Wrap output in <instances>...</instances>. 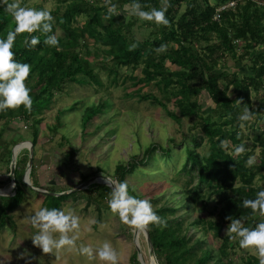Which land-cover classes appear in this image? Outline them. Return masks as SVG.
Returning <instances> with one entry per match:
<instances>
[{"label": "trees", "instance_id": "16d2710c", "mask_svg": "<svg viewBox=\"0 0 264 264\" xmlns=\"http://www.w3.org/2000/svg\"><path fill=\"white\" fill-rule=\"evenodd\" d=\"M56 1L58 6L51 12L55 17L53 32H57V29L61 32L58 35L59 45L50 46L44 42L49 34L24 32L17 35L13 47L15 59L31 65L26 85L31 89L32 108L27 110L21 105L15 109L0 111V122L5 120L7 123L17 118L27 124L32 130L29 141L34 148L40 123L37 117L50 108L54 96L62 94L66 86H101V71L115 76L118 68L135 69L142 66V76L136 82L144 85L154 82L161 91L162 98L168 100V95L175 98L180 117L198 118L197 125L201 134L189 135L193 146L186 147V160L181 168V172L190 175L195 173L197 184L186 190L183 198L191 203L192 208L199 205V211L202 212L210 198L215 197L217 220L196 218L189 226L199 225L204 231L211 232L214 239L220 240L217 249L206 245L205 241L189 235V226L184 225L186 219L177 216L176 206H153L164 221L150 224L146 228L157 264H231L228 259L229 249L238 246L239 240L232 242L229 235H223V229L231 223L227 217L242 216L245 218V225L250 227H255L260 220H264V216L258 211L253 213L251 208L243 206L244 199H255L256 193L263 189L255 186V181L257 177L264 181V123L261 132L256 129L252 149L247 151L244 143L246 152L239 156L234 153V146L243 143L239 134V124L242 122L239 117L243 105L246 104L253 115H258L260 119V108L252 110L250 106L251 93L263 91L264 96V0H214L213 5L208 0H170L166 13L170 23L158 25L154 21L142 20L144 25L155 29L148 39L142 40H136L133 35V28L140 19L131 14L126 16L124 11L119 15L109 16L105 0H68V3L66 0ZM229 1L237 2L234 10L223 12L220 22L213 21L215 10ZM7 2L11 0H5ZM113 2L123 9V5L131 0ZM161 2L162 0H141L146 10L160 7ZM5 7L6 5L0 4V36L4 38L16 27L15 20L11 13L5 11ZM37 34L40 35V43L27 47L26 39ZM161 44H171V47L165 52H157ZM99 55L106 56L110 62L97 60ZM222 56H229L235 63L244 64L242 66H245L247 73H217L216 67ZM245 61L247 63H243ZM166 63L175 66L177 70L167 69ZM230 89L235 95L234 99L229 97ZM202 91H205L214 105L206 115L200 113L202 105L192 100L193 96H199ZM147 98L166 109L165 103L153 95H145L140 99ZM238 100L242 101V105L237 103ZM105 105L106 103L103 107ZM102 110L100 106L92 105L84 109L83 115L88 117L87 123L101 114ZM60 113L64 115V111H58V120ZM167 115L177 123L180 122V118L173 112L167 111ZM2 135L3 130H0V141ZM225 139L230 141L228 150L220 146L221 140ZM204 141L208 152L200 156L196 150ZM7 148V144L0 145V156L3 159L8 156L6 164H9L11 150ZM155 148L163 150L152 144L139 161L132 159L125 165L116 166V182H124L127 175L150 165ZM255 149L259 150L257 161L248 166L246 161ZM162 152L166 153L164 150ZM22 176L23 171L20 173V182ZM87 179L88 177H83L82 181ZM16 181L14 174L15 194L0 197V228L10 218L8 214L15 211L22 202L23 193ZM129 190L139 198L144 196L136 194L130 187ZM109 191L111 193L110 189ZM81 192L89 194L86 206L92 202L99 205L107 197L98 187H88ZM89 192H96L95 197ZM66 195L77 197L80 194L72 192ZM64 196L47 195L46 198L53 202L52 205L48 203L47 207L60 208L58 202ZM149 200L152 205L159 202L158 198ZM137 258L138 253L135 252L132 256L133 263L137 262ZM242 264H259V258L247 256Z\"/></svg>", "mask_w": 264, "mask_h": 264}, {"label": "rangeland", "instance_id": "374dc122", "mask_svg": "<svg viewBox=\"0 0 264 264\" xmlns=\"http://www.w3.org/2000/svg\"><path fill=\"white\" fill-rule=\"evenodd\" d=\"M208 2L210 5L215 3L214 0ZM21 3L28 7L40 6L49 11L58 6L56 0H21ZM123 11L126 16H130L129 10ZM141 21L138 20L136 27L133 28L136 40L148 39L149 34L155 30ZM60 34L59 30L58 35ZM170 47L171 44L167 45V49ZM97 60L110 62V59L104 55H99ZM242 65L244 64L235 63L229 56H222L218 61L216 72L247 73L245 66ZM166 67L177 70L169 63H166ZM141 69L142 66L135 69L121 67L117 69L115 76L101 71L99 72L101 86L93 84L66 86L62 94L54 96L50 108L37 117L40 123L34 148H31L30 144L27 145L32 136V130L27 124L17 118L7 123L5 120L0 122V130H3L0 145L7 144V149H10L11 153L17 144L27 146V148L20 147L22 149L19 150L20 153L18 151L19 154L14 152L15 158L17 156L14 169L11 168V158L9 164H6L8 156L4 159L0 156L1 194L6 195L5 197L15 194L14 174L17 177L16 183L23 193L21 204L8 214L10 218L0 228V264H108L99 258L89 259L87 255L75 249L68 250L66 247L51 253H43L41 248L33 244L32 237L39 229L31 224L30 217L40 208L47 207L48 203L53 204L46 198L47 195L61 196L62 193L84 183L83 177L91 179L103 175L115 180L116 166L125 165L132 159L139 161L144 151L152 144L160 146L167 154L155 148L151 164L138 168L132 175H127L124 182H127L136 194L144 195L142 199L158 198L159 202L154 203L153 206H176L177 216L186 219L185 226H189L196 218L217 220V210H214L217 204L214 196L210 198L202 212L199 211V205L192 208L191 203L183 198L185 191L197 184L196 174L181 172V168L186 160V147L193 146L189 135L201 134L197 125L198 118L180 117L175 98L170 95L168 100L162 98L163 95L154 82L146 85L136 82L142 76ZM228 94L231 99L235 98L232 89ZM145 95L157 97L165 103L166 109L152 103L151 99L141 100L140 98ZM192 100L202 105L200 112L202 115L208 114L214 107L205 91L197 97L193 96ZM104 103H106L105 107H103ZM91 105L100 106L103 110L87 123L88 117L83 115V111ZM250 108L252 110L260 108V119L254 114L250 120L239 124V134L243 143L247 145V151L252 149V138L256 129L259 130L258 132L263 129V91L251 93ZM58 111H64V115L60 113L59 120L56 118ZM167 111L176 114L180 122L177 123L169 118ZM29 150H32V166L30 171H27ZM196 152L200 156L208 152L206 141ZM258 153L259 150L255 149L252 154L256 157V161ZM22 171V182H20ZM27 173L28 178H26ZM102 179L104 182H111L107 178ZM255 186L264 189V181L257 177ZM89 187H98L107 197L103 198L99 205L92 202L86 206V197L89 194L81 190L75 192L79 193V196L65 195L58 202L60 208L74 210L80 218L77 245L85 244L96 248L109 241L118 253V264H152L142 230H136L135 226L122 222L118 214L110 210L109 189L111 191L112 189L104 184H94ZM6 189L10 191L5 193ZM90 194L95 197L96 192ZM227 228L223 229V235H229ZM189 235L205 241L206 245L214 249H217L220 243L219 239L212 237L211 232L204 231L199 225L189 226ZM233 241L235 240L232 239ZM135 252L138 253V258L137 262L133 263L132 256ZM247 256L258 257V253L255 248L244 249L239 245L229 249L228 259L231 264H242ZM155 263L157 264V260Z\"/></svg>", "mask_w": 264, "mask_h": 264}, {"label": "clouds", "instance_id": "9594fccd", "mask_svg": "<svg viewBox=\"0 0 264 264\" xmlns=\"http://www.w3.org/2000/svg\"><path fill=\"white\" fill-rule=\"evenodd\" d=\"M107 14L109 16L119 15L123 10H129L130 14L144 21H154L158 25H168L167 10L170 7V0H162L160 7H152L146 10L141 0H131L123 5L121 9L113 0H105ZM0 4L6 5L5 11L11 13L16 22L13 31L7 33V37L0 36V111L15 109L23 105L25 109L31 110L33 97L31 89L26 85V80L31 72V65L15 59L13 47L20 33H44L45 43L50 46H58L60 43L58 32H53L55 17L52 12L45 8H35L23 5L21 0H11ZM40 43V35H31L25 41L27 47L31 48ZM167 44H161L157 52H165ZM239 101V100H238ZM242 105V101H239ZM253 112L249 107L243 105V111L239 117L241 121H248L252 118ZM230 141L221 140L220 146L228 150ZM246 152L244 143L234 146V153L241 155ZM256 163L254 155L249 156L246 164L252 166ZM114 185L108 205L112 213L118 214L122 222L135 226L139 229H146L150 224L163 223V218L154 210L151 201L147 198H139L133 195L127 182H112ZM245 208H251L252 212H259L264 216V189L256 193L255 199L246 198L243 200ZM231 221L227 228L229 238L239 240V246L244 249L255 248L259 257V264H264V220L255 227L245 225V218L227 217ZM33 226L39 229L32 237L33 244L41 248L43 253H51L54 250L67 248L77 250L87 255L89 259L99 258L108 264H118L119 256L111 242L105 241L102 245L93 248L91 245H77L80 218L74 210L57 207H42L30 217ZM59 234V235H57Z\"/></svg>", "mask_w": 264, "mask_h": 264}, {"label": "water", "instance_id": "95a60500", "mask_svg": "<svg viewBox=\"0 0 264 264\" xmlns=\"http://www.w3.org/2000/svg\"><path fill=\"white\" fill-rule=\"evenodd\" d=\"M26 143H27V142H26ZM28 144H30V147L32 148V144H31L30 142H28ZM17 145H18V144H17ZM29 153H30V154H29V159H28L27 171H30L31 166H32V150H29ZM11 161H12L11 168L14 169V163H15V161H14V152H13V151H12V153H11ZM13 161H14V162H13ZM12 172H13V171H12ZM102 178H107V179H109V180L112 181V182H116L115 180H113V179H111V178H109V177H107V176L99 175V176L92 177L91 179H88V180L85 181L84 183L80 184L79 186H77V187H75V188H73V189H71V190H69V191H67V192H65V193H62V195H66V194H70V193H72V192H78V191H81V190L87 189L89 186L94 185V184H104V183H101V182L99 181V179H102ZM12 181H13V179H12ZM104 185L108 186L107 184H104ZM108 187H109V186H108ZM109 188H110V187H109ZM111 189H113V188H111ZM37 191L40 192V193H46V194H48V193L45 192V191H41V190H37ZM55 196H58V195L55 194ZM0 197H5V196L0 195ZM141 230H142V232H143L144 235H145L146 243H147V245H148L149 255H150L151 259H152V264H156V263H155L156 260H155L154 252H153V249H152V246H151L150 240H149V236H148L147 230H146V229H141Z\"/></svg>", "mask_w": 264, "mask_h": 264}, {"label": "built area", "instance_id": "2783aa9c", "mask_svg": "<svg viewBox=\"0 0 264 264\" xmlns=\"http://www.w3.org/2000/svg\"><path fill=\"white\" fill-rule=\"evenodd\" d=\"M236 3V1H229L228 3L218 7L213 15V21L220 22L222 13L225 11L234 10Z\"/></svg>", "mask_w": 264, "mask_h": 264}, {"label": "bare ground", "instance_id": "6f19581e", "mask_svg": "<svg viewBox=\"0 0 264 264\" xmlns=\"http://www.w3.org/2000/svg\"><path fill=\"white\" fill-rule=\"evenodd\" d=\"M26 144H20V145H17L14 149H13V152H17L18 153V151L20 150V149H22V148H20V147H22V146H25ZM27 145H29L28 143H27ZM26 148H27V146H25ZM15 153H14V161H15ZM26 178H28V173H27V175H26ZM99 181L101 182V183H104V184H107L110 188H113L114 187V185H111L112 184V181L109 183V182H104L103 181V179L101 180V179H99ZM10 191V189H6L5 190V193H8ZM0 195H2L1 194V192H0ZM2 196H6V195H2ZM136 230H139V231H141L139 228H136Z\"/></svg>", "mask_w": 264, "mask_h": 264}]
</instances>
